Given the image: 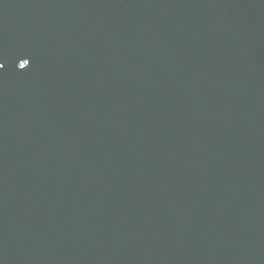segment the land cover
I'll return each mask as SVG.
<instances>
[{
  "label": "water",
  "instance_id": "1",
  "mask_svg": "<svg viewBox=\"0 0 264 264\" xmlns=\"http://www.w3.org/2000/svg\"><path fill=\"white\" fill-rule=\"evenodd\" d=\"M0 264H264V0H0Z\"/></svg>",
  "mask_w": 264,
  "mask_h": 264
}]
</instances>
